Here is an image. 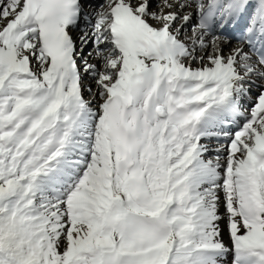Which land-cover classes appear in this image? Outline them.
<instances>
[{"label": "snow or ice", "instance_id": "1", "mask_svg": "<svg viewBox=\"0 0 264 264\" xmlns=\"http://www.w3.org/2000/svg\"><path fill=\"white\" fill-rule=\"evenodd\" d=\"M0 264H264V0H0Z\"/></svg>", "mask_w": 264, "mask_h": 264}]
</instances>
